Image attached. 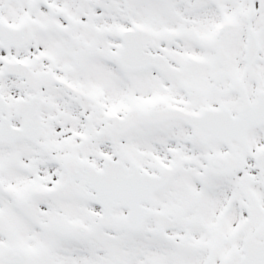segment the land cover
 I'll return each instance as SVG.
<instances>
[{"label":"snow or ice","instance_id":"snow-or-ice-1","mask_svg":"<svg viewBox=\"0 0 264 264\" xmlns=\"http://www.w3.org/2000/svg\"><path fill=\"white\" fill-rule=\"evenodd\" d=\"M0 264H264V0H0Z\"/></svg>","mask_w":264,"mask_h":264}]
</instances>
